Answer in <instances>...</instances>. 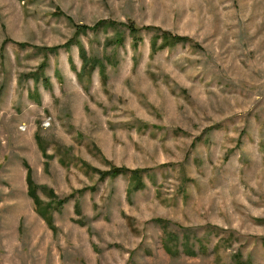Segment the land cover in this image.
<instances>
[{"label": "rangeland", "instance_id": "rangeland-1", "mask_svg": "<svg viewBox=\"0 0 264 264\" xmlns=\"http://www.w3.org/2000/svg\"><path fill=\"white\" fill-rule=\"evenodd\" d=\"M240 261L264 264V0H0V264Z\"/></svg>", "mask_w": 264, "mask_h": 264}, {"label": "trees", "instance_id": "trees-1", "mask_svg": "<svg viewBox=\"0 0 264 264\" xmlns=\"http://www.w3.org/2000/svg\"><path fill=\"white\" fill-rule=\"evenodd\" d=\"M100 24H101V22H98L95 25H93L92 27H90L88 25H83L82 24V25L77 26V29H79V30H87L88 28L98 27V25H100ZM128 26L130 27V29L132 30V32H137L139 30L136 27L132 26V24H130ZM163 34H167V32H165ZM169 36L171 37V39L173 41L187 40L185 37H180V36H177V35H170V33L166 36V38H169ZM69 45H70V43H66V46H69ZM154 46H155V42H154ZM58 49H59L58 46H53L49 50L56 51ZM82 59H83V68H84V71H86L87 69L94 68L97 65V63H101V61L100 60H97L96 58H94L93 60L90 57L88 58V56L86 55V53L84 51V48H82ZM46 64H47V61H44L43 63H41V65H40L41 71H43V69L45 68ZM31 171H32L31 168H28V182H30V185H33V182L31 181V178H32L31 177ZM142 171H144V170H140V169H130L128 167H113V168H111L109 170L101 171L99 173L101 174V178H105L106 176H118V175H120L122 173H130L132 175V178L134 179V181H137L138 183H140V181H141V172ZM50 192H51L52 195H54V193H53L52 190H50ZM30 194L34 198V200H36V202H37V204L39 206V210L42 213H46L47 212L46 207H43V202L39 199V197L33 191H31ZM172 236H173V234L171 232H169L167 234V237L168 238H170ZM167 250L170 252L169 249H167ZM194 253L195 252H192V253L190 252L189 254H194ZM215 264H221V263L217 262ZM239 264H246V263L243 262V261H240Z\"/></svg>", "mask_w": 264, "mask_h": 264}]
</instances>
